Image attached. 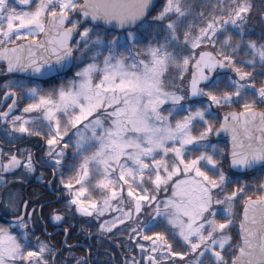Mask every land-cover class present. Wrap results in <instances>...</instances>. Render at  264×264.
Masks as SVG:
<instances>
[{"label":"snow or ice","instance_id":"obj_1","mask_svg":"<svg viewBox=\"0 0 264 264\" xmlns=\"http://www.w3.org/2000/svg\"><path fill=\"white\" fill-rule=\"evenodd\" d=\"M212 7L205 16L189 0H165L159 9L155 0H0V61L18 77L5 84L4 98L12 103L0 111L9 137L45 136L44 163L54 178L62 168L72 173L61 172L59 182L67 206L80 216L99 220L126 196L127 209L116 207L120 215L99 231L112 233L131 221L129 239L139 237L146 264L189 254L195 259L188 264L205 258L207 264H264V183L250 195L239 178L264 174V31L252 38L251 0H217ZM186 75L185 95L176 81ZM47 80L60 83L45 89L40 81ZM21 93L28 102L12 115ZM192 98L206 102L186 103ZM213 106L239 110L225 113L217 126ZM222 133L230 149L211 142ZM66 137L72 164L65 161ZM36 171L30 149L0 148V186L4 174L23 184ZM170 185L171 195L159 199ZM45 207L10 197L3 213L12 218L0 224V264H50L46 257L55 264L52 246L38 236L33 244ZM50 219L65 216L53 210ZM172 241L187 251L175 250ZM131 264H138L134 257Z\"/></svg>","mask_w":264,"mask_h":264},{"label":"flooded vegetation","instance_id":"obj_2","mask_svg":"<svg viewBox=\"0 0 264 264\" xmlns=\"http://www.w3.org/2000/svg\"><path fill=\"white\" fill-rule=\"evenodd\" d=\"M207 50L212 51V49L210 48H208ZM4 70H5L4 65L0 64V111H6L7 106L12 103V100L10 98L9 99L4 98V93L5 91H7V89L5 88V84L8 83L9 81H12L18 78L15 75L4 73ZM229 72L230 70L227 72V74H230ZM221 74L223 75V72ZM48 81L50 80H47L46 82ZM40 82L44 83L45 81H40ZM17 91L19 92V89H17ZM27 102L28 101L23 98V93H21L20 98H18L17 100V107L13 111L12 115H19L21 109L26 105ZM226 108H229V107H226ZM232 110L238 111L239 108L238 106H234L233 108L230 109V111ZM227 112H229V110ZM227 112L221 113L220 120L222 116ZM8 128L9 126L2 119H0V146H1L0 148H3V150L6 153L10 151H18V150L25 149V148L30 149L33 153V158L37 165V171L35 173L29 174L26 177L25 182L21 184L22 187L23 185H25L24 189L22 190L24 196L21 197V200L27 199L28 197L29 200H39L41 203L50 201L49 199H45L46 198L45 196L47 195V192H48L45 190L47 189V186H46L47 180L45 181V175H44V170H43L45 169L43 167L45 165L40 164L39 162L36 161L38 152L44 148L43 143L42 145H39V142H41V139H43V137L42 136H39V137L22 136L20 139H12L9 137L8 132L6 131V129ZM14 134L16 136L19 135L16 133H12V137L15 136ZM41 173H43V182L41 181V179H37V177L41 175ZM4 176L6 177L5 180H8L7 183L4 184V186L8 188H11V186L15 184L16 181L18 180V175H13L9 173V176L7 175H4ZM48 186H49V183H48ZM30 187H31V191L30 193H28L29 192L28 189ZM17 190H21V189L17 188ZM61 197H62L61 193L56 194V198H55L56 201L58 199L60 200ZM53 210L60 211L62 210V208L61 207L59 208V206L56 205L55 207L50 208L51 212H53ZM48 219L51 220L50 216H48ZM42 224H44L45 227L47 226V223L43 218H42ZM48 225L50 227L48 235H52L55 233H63L64 241L66 242L68 240L73 241L71 243L67 242L69 246L81 247L82 249L81 250L79 249L76 253L78 254L84 253L88 264H125L126 260L128 261V264H130L132 261L131 259L128 258L130 254L127 252L126 243L124 244L123 240H118L116 236L114 237L110 233H102L97 230L94 232L92 231L90 227L83 226L81 224V221L69 222L67 217H65V220L63 222H60V224H57L56 222H53V221H49ZM65 228L68 229L67 234L64 231ZM82 229H86L87 231H84ZM112 237L114 238L112 239ZM67 248H70V247H67ZM133 252H135L136 254L135 257H136L138 254L136 252V249L133 250ZM57 253H61V250H59L58 252H56L55 250V255ZM99 256H102V258H100ZM92 257H97V259L94 260ZM145 257L142 258L141 261H137L138 264H146Z\"/></svg>","mask_w":264,"mask_h":264},{"label":"trees","instance_id":"obj_3","mask_svg":"<svg viewBox=\"0 0 264 264\" xmlns=\"http://www.w3.org/2000/svg\"><path fill=\"white\" fill-rule=\"evenodd\" d=\"M164 0H160L158 5H157V9H159L162 5V2ZM195 1H198V0H195ZM257 1V5L253 7V10H252V13L249 17V25L250 26H254L255 29L252 30L253 32V35H252V38L253 39H257L259 40L260 38V34L262 31H264V26L261 24V20H260V15L264 12V1H260V0H256ZM191 3V2H190ZM198 9L199 10H203L204 9V4L201 5V4H198ZM203 12H205L203 10ZM252 23V24H251ZM241 56H243V53H241ZM259 70V69H257ZM4 73H6V71L4 70ZM231 73V71L229 72ZM70 75V74H69ZM228 75V74H227ZM41 83V82H40ZM60 83V81L58 80H50L48 82H42L41 83V86L45 89H50L52 87H56L58 86ZM178 84V83H177ZM180 84V83H179ZM181 85V84H180ZM257 86H259V80H257ZM190 102H192V100H189ZM198 103L201 102V100H194ZM218 120H220V117L217 118ZM216 120V124L218 125L219 121ZM69 135H71V132L69 133ZM43 139L45 140L46 142V139H45V136H42ZM43 139H41V142H39V145H42V142H43ZM65 140H67V137L65 138ZM64 140V143H68L67 141ZM223 142V141H222ZM224 144L221 146V148H225L227 149V145L225 142H223ZM69 144V143H68ZM224 146V147H223ZM46 148L44 146V148L38 152V155H37V159L36 161L39 162L40 164H44V165H47L44 163V161L42 160V156L45 152ZM73 157V149H72V146L71 144H69L67 150H66V153H65V161L67 164H72V163H75V161L72 159ZM47 159V157H45V160ZM223 165L227 166V161H224L223 162ZM45 169L44 170V175H45V178L46 180H48L49 178H51L53 176V173L50 169H48L47 167H44ZM61 172L64 173L65 175V178H67V176L71 175L72 173L69 172L67 170V168H62V169H59L57 170L56 174H55V178L53 179L52 181V189H55L54 193H52L50 190L48 189H45L47 192V195L45 196L46 198L45 199H49V200H55L56 198V194H59L61 193L62 194V197L61 199L57 200V201H53V202H46V207L43 209V215H42V218L46 221L47 223V226L45 227L44 224H37L36 226V229H35V234L33 236V243H36L34 242L35 241V237L38 236L40 238V240L42 241H45L47 242L50 246H52L56 252H58L59 250H61V253H57L55 255V264H76L77 260L81 257L85 258V255L84 253H81V254H78L76 253L79 249L81 250L82 248L81 247H70V248H67L64 244V241L63 240V237H64V234L63 233H55V234H52V235H47L43 232L44 228L46 230H50V227L48 225V222L49 221H52V220H49L48 219V216H50V214L52 213L50 211V208L52 207H55L56 205L59 206V208L61 207L62 210L61 213L64 214L65 217L68 218L69 222L71 221H81V224L83 226H87V227H90L92 229V231H99L98 230V220L95 219L93 220L95 217H82L80 216L78 213L75 212V209L74 208H69L68 206H66L65 204H63V199L64 200H68V198H70L67 194V192L65 193L66 195L64 196V190L63 188L61 187L60 185V182H59V176L61 174ZM232 170H230V173L232 174ZM239 178L241 179V181L245 182L247 185H248V188L246 189V191L248 192V194L250 195H253L256 193L257 191V186L260 184V183H264V174H261L259 171H251V172H247V173H240L239 174ZM8 181V180H6ZM13 189H21L20 190V193H21V197L24 196L22 190L24 189L25 185H22L18 182H16L15 184H13L11 186ZM8 187H5L4 185L0 186V224H6L7 221H6V218L4 217V213H3V209L5 207V204L8 202V200H6V198L4 199L3 196H5V192L8 191ZM28 193H30L31 191V187L28 189ZM16 192H19L16 190ZM164 192L163 190H161V192L159 193V195H163ZM93 195L98 197L100 195V192L97 191V192H93ZM28 198V197H27ZM125 199V203L123 205H117L116 202H113V207L116 206V207H123V208H126L127 209V197L125 196L124 197ZM237 211L238 212H242V208L240 207V202L238 201L237 202ZM118 213L117 211H109L108 213H106L104 216H112L113 213ZM145 213H147V210L145 209ZM8 216H11V214H9ZM145 217H147V215H143ZM142 216V217H143ZM98 221V222H97ZM130 226H132V222L131 221H127L125 225H123V229H116L113 233H116V238L118 240H123V243L125 244L126 243V248H127V252L130 254V256L128 257L129 259L132 260V258L134 257L136 261H141L139 260V258L135 257V252H133V250H135V247L137 244H133L132 242H134V238L133 239H129V236L131 235V231H130ZM130 227V228H129ZM43 228V229H42ZM237 228L233 229L232 231V235L234 237V240L237 239V236H236V233H237ZM115 237V235H113ZM112 237V239L114 238ZM123 238V239H122ZM68 243H71L73 242L72 240H68L67 241ZM173 243V246L175 248V250L177 251H185V247L184 246L183 248L179 247L175 241H172ZM100 258H102V256H99ZM94 260L97 259V257H92ZM91 258V259H92ZM104 258V256H103ZM92 259V260H93ZM51 264V262H50ZM88 264V263H87Z\"/></svg>","mask_w":264,"mask_h":264},{"label":"rangeland","instance_id":"obj_4","mask_svg":"<svg viewBox=\"0 0 264 264\" xmlns=\"http://www.w3.org/2000/svg\"><path fill=\"white\" fill-rule=\"evenodd\" d=\"M164 2H165V0L162 2V5L164 4ZM189 2H191V4H193V11L194 12H200V11H205L204 13H205V16H207L209 13H212L213 12V5H215V4H217V0H198V1H195V0H189ZM251 2L253 3V5L254 6H256L258 3H257V1L256 0H251ZM198 4H201V5H203L204 6V9L203 10H199V9H201V8H199L198 9ZM162 5H161V7H162ZM217 14H219V12L217 11ZM197 24H201V21H200V19L199 18H197L196 19V21H195ZM248 22H249V20H248ZM252 24V23H251ZM89 27H91L92 25H88ZM248 26H249V28H250V30L252 31L253 29H255V27L254 26H250L249 25V23H248ZM77 39H79V37L77 38ZM211 49V48H210ZM175 73H173V75H174ZM228 75H230V76H232L233 78H235V76H234V73H230V74H228ZM189 76L188 75H186L185 76V78H184V81L183 82H181V81H179V80H177L176 81V83H180L181 85V87H183L184 89H185V92H184V94L186 95L187 94V82H188V80H189ZM204 102H206V100L205 101H201L200 103H198V102H196V101H192V102H190L189 100L188 101H186V103H188V104H193L194 106H203V103ZM165 107H167V105L165 106ZM23 109V108H22ZM22 109H21V111H20V113H19V115H21L22 114ZM230 109L231 108H226V106L225 107H221V108H216L215 106H213V108H212V111L213 112H215L216 113V116H217V118H219L220 117V115H221V113H224V112H227L228 110L230 111ZM26 115V118H27V114H25ZM31 115H33V116H35V115H37L36 113H33V114H31ZM218 120V119H217ZM218 121H220V120H218ZM44 132H46L47 130L46 129H44L43 130ZM15 135V134H14ZM16 136V135H15ZM15 136H13V137H15ZM41 136H44V135H41ZM27 137V136H26ZM211 139V142L212 143H214V144H218L220 147L224 144L222 141H220V140H214V138H213V136L210 138ZM65 141H67L69 144H71L69 141H68V138H67V140H65ZM71 146H72V144H71ZM1 147V146H0ZM224 147V146H223ZM45 148H46V150H45V152H44V154H43V158H42V160L43 161H45V157H47L46 156V152H47V146H46V144H45ZM227 150V149H226ZM48 159V158H47ZM46 159V160H47ZM48 165V164H47ZM224 166V170H225V172L226 173H228L229 175H231V173H230V169L228 168V166H225V165H223ZM37 174H39V173H37ZM4 178L6 179V177L4 176ZM181 179H183L184 177L183 176H181L180 177ZM50 179V178H49ZM175 179V178H174ZM12 188V187H11ZM11 188H9L8 189V191H6L5 192V196H3L4 197V199L6 198V200H8L9 201V199H10V197H13V196H15V198H16V200H17V202L18 203H20L22 200L20 199L21 198V193H20V190H19V192H16V190H13V188L11 189ZM37 189V188H36ZM94 192V191H93ZM93 192H92V195H93ZM95 192H97V191H95ZM163 192H164V194L163 195H159V199H164V198H166L167 196H170L171 195V185L169 186V189H168V191L167 192H165L164 190H163ZM66 193V191H64V196L66 195L65 194ZM101 195H102V193L100 192V195L98 196V197H96V196H94L95 198H100L101 197ZM69 199V198H68ZM67 199L66 200H64L63 199V204H65L66 206H67ZM115 208H116V206H114L113 207V211H115ZM126 209V208H125ZM147 210V212L149 211L148 209H146ZM112 211V210H111ZM113 213V212H112ZM117 215H120V213L118 212V213H113V215L112 216H102V217H100V219L97 221L98 222V227H99V224H101V223H103L105 220H111L114 216H117ZM96 218H94L93 220H95ZM141 219H147V217H145V216H143V217H141ZM131 227V226H130ZM129 227V228H130ZM124 227H123V225H118L117 226V228H115V229H113V231H112V233H110V234H112V235H115L116 236V233H113L116 229H123ZM237 230H238V228H237ZM132 235V234H131ZM123 239V238H122ZM139 239V237H135L134 238V242H132L133 244H136V241ZM124 240V239H123ZM34 242H36V241H34ZM144 244H145V248H148L149 247V243L148 242H143ZM33 244H35V243H33ZM136 252L138 253L137 254V258H139V260H141L142 258H144L145 256H147L148 255V253L147 252H141V250L139 249V247H137V245H136ZM185 251H187V247H185ZM153 255H156V258H157V260H160L161 259V257H160V255L159 254H153ZM46 258H48L49 260H50V262H51V257H46ZM195 259V257L192 255V254H189L188 256H186L185 258H184V260L183 261H181L179 258H173L171 261H166L165 262V264H188V262L189 261H191V260H194ZM131 264V263H130ZM205 264H207V259L205 258Z\"/></svg>","mask_w":264,"mask_h":264},{"label":"water","instance_id":"obj_5","mask_svg":"<svg viewBox=\"0 0 264 264\" xmlns=\"http://www.w3.org/2000/svg\"><path fill=\"white\" fill-rule=\"evenodd\" d=\"M261 1H263V0H261ZM155 3L158 5V3H159V0H155ZM260 20H261V17H260ZM262 23V22H261ZM263 26H264V24H262ZM78 37V36H77ZM77 37H74V39H77ZM41 40L42 39H44V37L41 35L40 37H39ZM209 51H211V50H209ZM0 64H3L5 67H6V63L4 62V61H0ZM219 71V70H218ZM225 72H228L229 70H224ZM190 79V78H189ZM197 99H200V98H192L191 100H197ZM233 111V110H232ZM225 115V114H224ZM224 115L222 116V118H221V121L220 122H222V120H223V117H224ZM214 137V139H216V140H225L226 142H227V144H228V149H230V146H231V140H230V137L229 136H227V135H225V134H221L219 137H216V136H213ZM250 172V171H249ZM56 223H60V222H56ZM145 262H146V260H145Z\"/></svg>","mask_w":264,"mask_h":264}]
</instances>
